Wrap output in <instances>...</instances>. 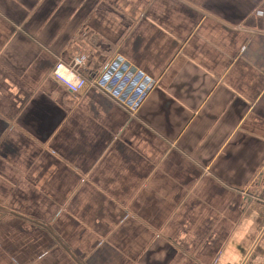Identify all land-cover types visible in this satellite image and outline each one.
Listing matches in <instances>:
<instances>
[{"label": "crops", "instance_id": "0c3cea01", "mask_svg": "<svg viewBox=\"0 0 264 264\" xmlns=\"http://www.w3.org/2000/svg\"><path fill=\"white\" fill-rule=\"evenodd\" d=\"M263 193L264 0H0V264H264Z\"/></svg>", "mask_w": 264, "mask_h": 264}, {"label": "built area", "instance_id": "2783aa9c", "mask_svg": "<svg viewBox=\"0 0 264 264\" xmlns=\"http://www.w3.org/2000/svg\"><path fill=\"white\" fill-rule=\"evenodd\" d=\"M84 65V58L78 55L71 56L67 62L57 60L51 70V76L63 85L71 94H78L83 88L88 86L87 81L81 76L80 70ZM62 73V76L60 75ZM65 82H71L69 87Z\"/></svg>", "mask_w": 264, "mask_h": 264}, {"label": "clouds", "instance_id": "9594fccd", "mask_svg": "<svg viewBox=\"0 0 264 264\" xmlns=\"http://www.w3.org/2000/svg\"><path fill=\"white\" fill-rule=\"evenodd\" d=\"M62 76V73L60 74ZM69 87H72L74 85L71 84V82H65ZM216 264H225V258L224 256L222 255L218 261L216 262Z\"/></svg>", "mask_w": 264, "mask_h": 264}, {"label": "trees", "instance_id": "16d2710c", "mask_svg": "<svg viewBox=\"0 0 264 264\" xmlns=\"http://www.w3.org/2000/svg\"><path fill=\"white\" fill-rule=\"evenodd\" d=\"M80 74H81V76L84 78V76H83V74H82V71H81V70H80ZM259 197H260V198H264V193H263V194H260V195H259Z\"/></svg>", "mask_w": 264, "mask_h": 264}, {"label": "rangeland", "instance_id": "374dc122", "mask_svg": "<svg viewBox=\"0 0 264 264\" xmlns=\"http://www.w3.org/2000/svg\"><path fill=\"white\" fill-rule=\"evenodd\" d=\"M81 57V56H80Z\"/></svg>", "mask_w": 264, "mask_h": 264}]
</instances>
